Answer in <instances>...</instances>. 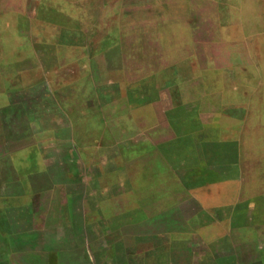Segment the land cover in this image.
Masks as SVG:
<instances>
[{
	"label": "rangeland",
	"instance_id": "374dc122",
	"mask_svg": "<svg viewBox=\"0 0 264 264\" xmlns=\"http://www.w3.org/2000/svg\"><path fill=\"white\" fill-rule=\"evenodd\" d=\"M82 3L66 0L47 19L34 11L32 0H0L1 64L19 71V84L34 88L45 79L35 66L36 54L63 58L83 50L80 44H63L64 38L76 40L84 33ZM117 3L98 0L97 12L87 14L99 24L88 39L98 43L89 50L101 48L112 53L113 60L99 63L98 77H80L70 62H64V68L61 59L50 61L49 68L60 70L53 80L74 81L75 106L84 97L88 100L89 145L94 143V119L110 116L130 101L146 126L165 117L173 121L184 133L181 147L189 154L194 151L193 159L205 172L199 187L169 189V196L183 200L182 261L163 247L149 251L150 240L163 238L129 232L120 237L119 264L133 251L130 264H264V0H145L122 7L124 12L109 11L117 10ZM22 8L49 22L38 28L27 22ZM112 31L120 35L114 44ZM42 95L44 90L35 88L24 94L34 105ZM88 151V174L93 177L99 157ZM106 152L117 160L111 149ZM85 195L92 197L93 192L88 189ZM55 197L62 202L59 207H65L63 189L55 191ZM98 233L74 232L89 245L86 264H105L100 247L106 240L97 242ZM63 235L50 232V245H58Z\"/></svg>",
	"mask_w": 264,
	"mask_h": 264
},
{
	"label": "crops",
	"instance_id": "0c3cea01",
	"mask_svg": "<svg viewBox=\"0 0 264 264\" xmlns=\"http://www.w3.org/2000/svg\"><path fill=\"white\" fill-rule=\"evenodd\" d=\"M97 1L81 0L80 13L86 14V19L80 22L84 33L76 40L63 41L80 44L83 50L71 56L65 54L63 58L56 53L47 58L36 54L35 66L42 69L45 79L34 86L36 90H44L35 105L24 96L28 89L34 88L19 84V71L1 64L0 38V264H86L89 245L76 239L74 232L90 229L101 232L97 234V242L106 240L99 249L105 253V264H119L120 237L128 236L129 232H148L146 236L163 238L160 242L150 240L149 251L155 253L163 247L182 261L183 200L169 196V189L199 187L205 173L199 161L193 159L194 151L189 154L181 147L184 133L177 131L167 117L160 118L157 125L146 126L135 116L134 103L127 101L110 116L94 119L91 130L94 143L89 145L88 100L85 97L79 100L76 95L79 102L75 106L71 98L73 80L63 83L53 80L59 77L60 70L49 68L50 61L61 59L60 65L66 68L64 62H70L80 77L88 74L98 77L99 63L113 60L114 55L101 48L89 50L98 43L88 39L99 24L88 20L87 14L97 12L94 6ZM116 1L119 8L109 11L124 12L122 7L145 3V0ZM65 2L32 0V5L34 11L49 19L48 14ZM23 9L21 13L27 22L38 28L49 22H43L45 17L41 15L32 17ZM119 36L112 31L111 44ZM109 149L117 160L110 159L106 152ZM88 150L99 157V169L93 177L88 174ZM62 189L67 196L65 207H59L62 202L55 197V191ZM82 189L85 193L91 190L93 196H84ZM85 204L90 208H80ZM91 213H97V217L93 218ZM50 232H64L58 245H50ZM132 255L134 251L127 254L125 264H130Z\"/></svg>",
	"mask_w": 264,
	"mask_h": 264
}]
</instances>
